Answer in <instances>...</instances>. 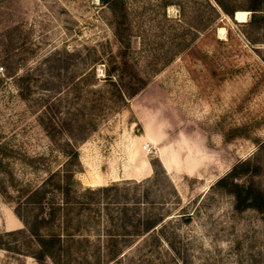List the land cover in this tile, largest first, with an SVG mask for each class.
Returning <instances> with one entry per match:
<instances>
[{
	"label": "rangeland",
	"instance_id": "obj_1",
	"mask_svg": "<svg viewBox=\"0 0 264 264\" xmlns=\"http://www.w3.org/2000/svg\"><path fill=\"white\" fill-rule=\"evenodd\" d=\"M163 1L126 0L136 59L196 37L128 107L111 109L103 66L92 68L93 53L81 59L92 47L117 49L100 0H0V230L24 226L16 189L38 184L64 158L39 122L44 99L67 96L64 110L85 102L95 113L96 128L78 143L81 201L68 228L52 223L64 243L59 264H264V215L236 211L232 193L215 184L264 140V24L252 44L249 0H226L233 16L221 11L209 29L205 0ZM75 49L83 50L66 71L60 58ZM253 181L264 188V169ZM147 215L162 218L145 229ZM6 239L0 264H39L25 254L23 233Z\"/></svg>",
	"mask_w": 264,
	"mask_h": 264
},
{
	"label": "trees",
	"instance_id": "obj_2",
	"mask_svg": "<svg viewBox=\"0 0 264 264\" xmlns=\"http://www.w3.org/2000/svg\"><path fill=\"white\" fill-rule=\"evenodd\" d=\"M100 1L109 11V24L117 49L113 50L109 47L107 51L101 53L98 51V47H92L91 50L86 49L87 54L81 59H86L90 53L94 54L89 56L93 62L92 68L97 64L103 66L102 78L107 93L105 102H109L111 109H120L128 107L129 99L144 89L149 78L188 46V42L194 40L196 35L190 36L184 43L186 38L182 34L183 44L182 41H177L174 45L171 43L163 55L153 46L144 48L142 49L144 54L141 55L140 53V59H136L134 53L138 51L131 43L133 33L128 18L126 0ZM171 2V0H164L162 4L166 6ZM179 8L180 16H183V6L179 5ZM248 9L251 12L249 18L243 23L246 26L244 32L246 38L252 44H256L259 41L252 37V32L264 24V0H249ZM205 10V16L202 17V28L209 29L215 27V21L221 11L233 16L236 9L229 5L226 0H205ZM176 20L181 21V18L174 19V21ZM82 50L66 51L65 55L60 58L64 70L67 71L72 64L70 61L72 56L79 55ZM144 57L143 63H140ZM60 66L58 64L56 70H60ZM3 67H5L6 74H13L14 69L8 63L5 62ZM53 68L51 67L52 70ZM59 74L60 71L57 75ZM22 76H26V74ZM85 76V73L81 75L77 82L79 83ZM66 98L63 99L60 96L46 97L42 112L38 116L41 126L64 158L55 169H47L45 176L38 184L21 186L16 189L18 205L22 203L24 207L20 205L15 212L24 226L17 229L0 230V249L9 250L11 248V239H6V236L23 233V242L27 246L25 254L32 256L39 264H48L47 258L59 264L61 250L65 251L61 233L54 230L53 226L56 225L52 223L57 221V224L62 228H68L69 221L72 219L70 212L81 201V195L77 190L78 181L75 176L76 171L81 166L78 143L96 128L95 113L84 110L86 103L79 104L74 110H70V107H66L64 110L62 105L68 100ZM93 99L91 107H100V102L103 101L102 94L100 97H93ZM134 121L137 120L134 119ZM258 150L236 162L227 173L215 181V184L226 187L232 193L233 206L236 211L241 212L252 207L264 215V188L253 181L254 174L260 168L264 169V159L262 160L260 156V152L263 153L264 150V140L259 142ZM156 162L155 159L151 160V163ZM241 176L244 179H241L243 178ZM113 185L115 183L99 187V189L107 190ZM86 189L89 192L95 190L90 187ZM144 218L145 229H149L162 217L161 215H147ZM16 248L14 245V249Z\"/></svg>",
	"mask_w": 264,
	"mask_h": 264
},
{
	"label": "bare ground",
	"instance_id": "obj_3",
	"mask_svg": "<svg viewBox=\"0 0 264 264\" xmlns=\"http://www.w3.org/2000/svg\"><path fill=\"white\" fill-rule=\"evenodd\" d=\"M223 31V30H222Z\"/></svg>",
	"mask_w": 264,
	"mask_h": 264
}]
</instances>
